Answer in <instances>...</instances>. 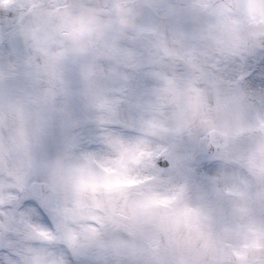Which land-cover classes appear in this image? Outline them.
Returning <instances> with one entry per match:
<instances>
[{"label": "clouds", "instance_id": "clouds-1", "mask_svg": "<svg viewBox=\"0 0 264 264\" xmlns=\"http://www.w3.org/2000/svg\"><path fill=\"white\" fill-rule=\"evenodd\" d=\"M0 264H264V0H0Z\"/></svg>", "mask_w": 264, "mask_h": 264}]
</instances>
